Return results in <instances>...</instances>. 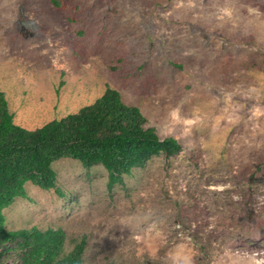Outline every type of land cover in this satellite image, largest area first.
Segmentation results:
<instances>
[{"label": "rangeland", "instance_id": "374dc122", "mask_svg": "<svg viewBox=\"0 0 264 264\" xmlns=\"http://www.w3.org/2000/svg\"><path fill=\"white\" fill-rule=\"evenodd\" d=\"M109 87L180 150L108 185L52 163L6 228L83 240L81 264H264V0H0V93L28 129Z\"/></svg>", "mask_w": 264, "mask_h": 264}, {"label": "trees", "instance_id": "16d2710c", "mask_svg": "<svg viewBox=\"0 0 264 264\" xmlns=\"http://www.w3.org/2000/svg\"><path fill=\"white\" fill-rule=\"evenodd\" d=\"M179 150L176 138H160L139 108L125 104L109 87L76 112L34 129L13 122L0 93V264H81L83 240L65 250L59 229L5 225L3 211L25 196L26 183L59 192L53 162L70 158L86 168L101 165L111 186L152 157L172 156Z\"/></svg>", "mask_w": 264, "mask_h": 264}, {"label": "clouds", "instance_id": "9594fccd", "mask_svg": "<svg viewBox=\"0 0 264 264\" xmlns=\"http://www.w3.org/2000/svg\"><path fill=\"white\" fill-rule=\"evenodd\" d=\"M183 264H188V262L185 260V261H183Z\"/></svg>", "mask_w": 264, "mask_h": 264}]
</instances>
